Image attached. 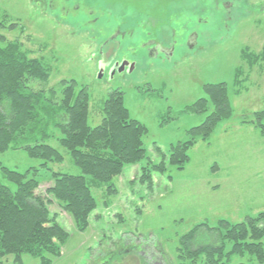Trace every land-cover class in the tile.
I'll return each instance as SVG.
<instances>
[{"label":"rangeland","instance_id":"374dc122","mask_svg":"<svg viewBox=\"0 0 264 264\" xmlns=\"http://www.w3.org/2000/svg\"><path fill=\"white\" fill-rule=\"evenodd\" d=\"M0 10V47L18 46L49 68L47 79L27 86L41 106L59 111L63 83L75 81L90 93L91 127L102 124L104 103L121 91L130 117L148 129L143 158L113 179L115 192L93 189L98 208L85 231L47 193L52 173L82 175L61 144V119L53 118L43 141L61 163L43 168L22 146L0 154L1 165L36 172L37 194L52 201L50 212L70 235L49 264H205L208 251L195 254L222 245L234 253L228 264H258L230 239L221 243L227 233L214 229L257 223L264 213V133L256 117L264 111V0H0ZM155 43L172 59L151 57ZM123 61L133 70L111 76ZM219 83L227 86L231 116L209 139L195 138L182 166L173 164L172 146L190 141L188 130L215 111L214 104L195 107L208 98L204 86ZM192 232L187 249L183 239ZM0 264H14V256ZM22 264L42 262L25 254Z\"/></svg>","mask_w":264,"mask_h":264},{"label":"trees","instance_id":"16d2710c","mask_svg":"<svg viewBox=\"0 0 264 264\" xmlns=\"http://www.w3.org/2000/svg\"><path fill=\"white\" fill-rule=\"evenodd\" d=\"M261 56H264V51ZM48 76L49 68L44 62L24 58L18 46L9 45L7 49L0 47V154L11 146H22L31 158L43 161V168H48L50 162L61 163L63 157L59 151L43 142L48 137L53 118L61 119L60 129L64 136L61 144L69 152L82 175L52 173L53 185L47 193L59 201L62 210L73 218L77 229L85 231L89 228L93 212L98 208L93 189L105 186L107 194L115 192L113 179L121 175L127 164L143 158L146 151L144 137L148 134V129L130 117L121 91L110 94L104 103L102 124L91 127L90 93L86 88L78 91L75 81L63 83L66 89L62 97L63 107L59 111L41 106L40 95L29 92L27 86L31 78L45 80ZM204 87L208 98L200 99L195 107L214 104L215 111L202 125L188 130L190 141L172 146L171 161L175 165L182 166L184 161H188L187 154L196 137L209 139L217 124L232 114L225 83ZM256 117H259V128L264 133V111ZM38 137L40 139L33 146L32 139ZM149 174H144V177L150 179ZM40 184L36 172L27 170L21 173L0 164L1 259L13 255L14 264H22V256L27 254L39 258L42 264H49L51 260L48 256H61L62 247L68 242L70 235L56 221L57 215L50 212L48 204L52 201H44L37 194ZM251 220L253 218L249 221ZM232 226L222 222L219 229H214L227 233L224 239L218 237L219 241L223 243L226 238L230 239L235 243V248L240 246L241 257L248 254L258 264H264V213L259 215L257 223ZM194 233L183 239V245L187 249L192 243ZM249 237L254 244L247 242ZM239 239L240 245L237 244ZM205 250L208 251L205 264H228L223 261L224 258L234 254L233 251L225 254L222 245L220 251L205 248L195 256Z\"/></svg>","mask_w":264,"mask_h":264},{"label":"flooded vegetation","instance_id":"af4514ba","mask_svg":"<svg viewBox=\"0 0 264 264\" xmlns=\"http://www.w3.org/2000/svg\"><path fill=\"white\" fill-rule=\"evenodd\" d=\"M150 46H152L151 48H149L151 57L159 55V54H165L167 56L168 60L172 59V53L166 52L164 47H162L161 44L155 43V44H150ZM189 46H191V45H189ZM131 65L133 66V68L135 67L134 64H131ZM131 65H128L127 62L123 61L119 64H114L112 69H115V74L116 73H123V72H127V70L129 69V67H131ZM122 66H123V68H122Z\"/></svg>","mask_w":264,"mask_h":264},{"label":"water","instance_id":"95a60500","mask_svg":"<svg viewBox=\"0 0 264 264\" xmlns=\"http://www.w3.org/2000/svg\"><path fill=\"white\" fill-rule=\"evenodd\" d=\"M123 65H124V64H123ZM122 68H123V66H122ZM132 70H133V66L131 65L129 71H132ZM114 74H115V69H112V70H111V76H113ZM100 77H101V74L98 75V78H100Z\"/></svg>","mask_w":264,"mask_h":264}]
</instances>
